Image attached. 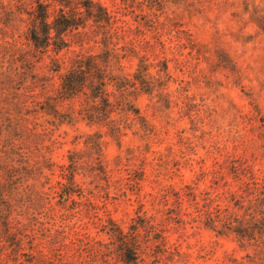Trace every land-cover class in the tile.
<instances>
[{
    "label": "rangeland",
    "instance_id": "374dc122",
    "mask_svg": "<svg viewBox=\"0 0 264 264\" xmlns=\"http://www.w3.org/2000/svg\"><path fill=\"white\" fill-rule=\"evenodd\" d=\"M5 1L30 8L33 0ZM93 1L109 9L110 23L89 20L71 50L36 54L34 71L49 76L52 93L73 50L100 56L111 98L123 103L112 114L122 132L80 120L55 128L50 151L41 150L49 136L23 145L25 157L39 160L29 183L41 197L13 218L28 230L20 260H8L0 233V264H264V0ZM26 32L17 21L0 41L34 54ZM55 57L60 72L51 70ZM9 92L0 85L3 111L14 108L11 95L1 100ZM83 96L60 109L79 108ZM30 117L40 131L50 118ZM209 211L256 235L219 234ZM128 243H136V262L126 260Z\"/></svg>",
    "mask_w": 264,
    "mask_h": 264
},
{
    "label": "trees",
    "instance_id": "16d2710c",
    "mask_svg": "<svg viewBox=\"0 0 264 264\" xmlns=\"http://www.w3.org/2000/svg\"><path fill=\"white\" fill-rule=\"evenodd\" d=\"M55 2L61 7L52 11L51 3L43 0H33L30 8L24 7L25 4L14 6L10 2L0 0V40L6 38L9 31L15 28L17 21H24L27 23V41L35 51L32 54L31 50L17 46L16 42L0 41V51L5 50L0 63V85L10 90L1 100H8V95L14 98L11 103L14 105L12 110L0 109V233L11 246L12 250L8 254L10 261L20 260L24 235L28 231L24 223L22 227L16 226L13 218L16 215L26 216L32 208H37V200L41 197L35 185L29 183V180L36 176V163L39 160L33 159L31 154L25 157L20 151L23 145L26 147L31 141L38 142V138L42 139L41 144H43L45 138L49 136L50 143H44L41 150L50 151L53 143L56 142L55 128L63 124L74 125L80 120L88 124L107 126L110 134L117 137L123 129L122 123L112 118L113 112H116L115 105H121L122 100L117 95H113L116 97L115 100L111 98V93L107 89V70L101 65L100 56L97 54L85 56L73 50L70 67L61 75L60 84L52 93L47 87L49 76L35 73L34 56L49 51L58 54L64 49H70L73 43H77L74 40L79 36L81 26H85L89 20H94L104 28L111 20L109 9L93 0L83 2L55 0ZM105 32L107 36L101 40L102 44L107 45L110 43L108 39L110 35L109 30ZM107 57H102L101 60L104 62ZM53 60L56 67H51V70L60 72L59 59L55 57ZM39 87L43 90L37 91ZM26 95L32 100L26 101ZM82 95L84 99L80 100L79 108L74 107L73 103L66 111L60 109L63 103L79 99ZM38 115L50 117L44 124L39 123L44 127L42 131L38 130V123L34 127L28 124L29 118L33 119L30 116L36 118ZM36 148L41 151L40 147ZM42 156V167L50 168L52 163L49 157L46 154ZM68 159L69 164L65 168L70 171L68 179L72 182L78 168V159L73 152ZM71 193L72 191L65 190L64 195L68 196ZM207 215L209 226L219 234L237 232L240 239L249 242L252 241L253 235H256L257 230L251 232V229L244 225L238 229L232 220L231 223L226 222L220 214L213 215V212L209 211ZM227 218H231V213ZM223 222L225 227L218 225ZM123 250L128 262H136L138 258L136 243L126 244Z\"/></svg>",
    "mask_w": 264,
    "mask_h": 264
}]
</instances>
